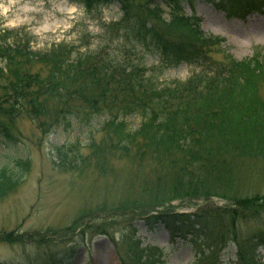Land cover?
Returning a JSON list of instances; mask_svg holds the SVG:
<instances>
[{
    "label": "trees",
    "instance_id": "16d2710c",
    "mask_svg": "<svg viewBox=\"0 0 264 264\" xmlns=\"http://www.w3.org/2000/svg\"><path fill=\"white\" fill-rule=\"evenodd\" d=\"M66 1L90 18L113 9L116 4L121 14L117 20L104 24L102 34L93 35L84 30L78 38L79 44L62 42L43 48H36L37 37L31 32L0 27V144L6 154L4 157L22 152V134L16 123L26 117L35 122L43 134L62 128L83 131L88 127L92 133L111 129L117 138L112 145L115 149L129 155L141 144V157L148 155L158 165L169 162L172 168L180 163L181 172L189 175L191 170L196 177L210 175L211 171L222 167L223 159L264 158V99L258 95L264 80V57L245 63L232 59L227 64L230 67L224 66V69L206 60L201 51L208 37L191 20H186L183 13L185 4L194 7L199 0ZM208 2L229 16L264 7V0ZM163 7L171 10L168 24L162 16ZM151 20H159L162 26L173 30H183L184 37L167 36L168 32ZM104 37L117 44L119 52L141 47L153 53L163 69L186 64L200 72L188 83H162L154 71L142 64L126 60L114 51L90 47L94 38ZM133 115L142 118L137 129L126 122V118ZM103 117L107 121L103 122ZM68 148L70 153L76 154L78 142L74 148ZM57 152L58 157L67 159L66 146L57 147ZM15 162H11L13 167L7 163L0 168V199L20 186L29 168L27 160L17 158ZM176 176L174 183H181L179 174ZM183 187L187 191L194 190L195 195H208V191L199 193L191 188V182ZM241 203L236 201L235 205L241 212L225 211L233 225H229L228 231L222 220H212L215 216L212 212L207 216H181L166 209L145 217L144 221L152 229L162 223L171 239L181 236L190 237L193 245L201 242L197 250L201 253L203 247L213 253L230 251L234 244L236 264H244L257 247L264 246V232L240 239L235 220L247 209L261 215L264 196L244 199ZM64 257L49 251L34 257L29 254L18 262L0 261V264L71 262ZM215 261L219 264L220 260L217 257ZM147 264L164 263L150 258Z\"/></svg>",
    "mask_w": 264,
    "mask_h": 264
},
{
    "label": "rangeland",
    "instance_id": "374dc122",
    "mask_svg": "<svg viewBox=\"0 0 264 264\" xmlns=\"http://www.w3.org/2000/svg\"><path fill=\"white\" fill-rule=\"evenodd\" d=\"M183 7L184 18L208 37L201 52L215 67H230L227 64L232 59L245 63L264 57V14L229 19L208 0L196 2L193 10L188 4ZM119 8L116 4L90 18L65 0H0V27L33 33L37 37L36 48L62 42L79 44L84 30L102 34L104 24L118 19ZM69 9L72 10L68 14ZM170 13L169 8L163 7L166 24ZM151 21L168 32L167 36L184 37L183 30L162 26L159 20ZM93 40L91 48L114 51L126 60L142 64L154 71L162 83H188L200 72L186 64L163 69L160 59L141 47L119 52L117 44L107 37ZM259 87L258 95L264 99V80ZM141 120L136 115L126 118L132 129H137ZM16 127L22 134V152L4 157L0 144V168L7 163L13 167L17 158L30 164L20 186L0 199L1 262H18L29 254L34 257L53 251L65 256L64 260L71 259L68 264H147L150 258L165 264H216L217 257L219 264H236L234 244L229 253H213L206 247L201 253L197 251L201 242L193 245L188 238L171 239L162 223L152 229L142 219L166 209L195 216L212 212V220H222L228 231L232 220L226 210L241 212L236 201L264 196V158L223 159L222 167L210 175L196 177L191 170L189 175L181 172L180 163L172 168L169 162L158 165L148 155L141 157V144L129 155L115 149L112 145L117 138L111 129L92 133L88 127L83 131L62 128L43 134L26 117L17 121ZM77 142L79 150L70 153L68 147L74 148ZM59 146H66L67 159L58 157ZM178 174L181 183H174ZM190 182L195 191H208V195L187 191L183 186ZM253 212L247 209L236 218L238 238L264 232V210L259 216ZM244 264H264V246L257 247Z\"/></svg>",
    "mask_w": 264,
    "mask_h": 264
},
{
    "label": "bare ground",
    "instance_id": "6f19581e",
    "mask_svg": "<svg viewBox=\"0 0 264 264\" xmlns=\"http://www.w3.org/2000/svg\"><path fill=\"white\" fill-rule=\"evenodd\" d=\"M71 10H72V9H69V10L67 11V12H68V14H69V13H71Z\"/></svg>",
    "mask_w": 264,
    "mask_h": 264
}]
</instances>
